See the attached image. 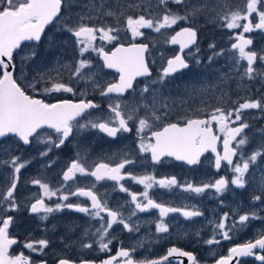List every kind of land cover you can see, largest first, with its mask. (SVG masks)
Listing matches in <instances>:
<instances>
[{"label":"snow or ice","instance_id":"snow-or-ice-1","mask_svg":"<svg viewBox=\"0 0 264 264\" xmlns=\"http://www.w3.org/2000/svg\"><path fill=\"white\" fill-rule=\"evenodd\" d=\"M242 3L243 8L233 9L231 0H155L154 4L151 0H142L141 3L136 0H0V153L7 156L6 159H0V169H5L0 173L3 177L0 179V264H36L23 253L14 256L9 254L11 246L18 243L10 235L9 229L16 223L14 214L23 209L41 221L48 220L51 214L65 208L98 219L99 227L92 233L97 238L92 242L82 243V247L92 249L95 244L99 251L109 252L113 225H122V230L128 232L139 231L138 224L128 222L137 212L158 210V219L155 221L157 233H169L170 222L166 218L171 213H179L186 220L203 215L195 206L158 203L149 195V190L154 186L169 192L178 188L183 193L195 196H202L208 190H213L217 197L230 191L229 184L237 189L246 187L249 181L245 176L249 173L250 165L256 164L258 158L264 163V128L259 130L261 146L245 159L240 150L250 141L245 134V129L250 124L244 120L243 113L255 109L264 114V95L257 99H245L242 103L232 101L236 106L228 109L221 106L212 108L210 104L197 107L195 111L202 114L197 116L191 107L181 108L177 112L176 101L163 92L169 77L189 68L187 57H194L195 63L200 64L198 46L194 52H185L197 43V24L200 18L229 31L242 29L243 33L255 30L264 32V0H242ZM170 5H176L177 9L173 10ZM129 10L134 14H128ZM109 17L114 23H103ZM241 21L246 23L242 24ZM181 22L188 26H181L179 31H175V26ZM50 25L55 30L52 35L46 32ZM143 29L159 34L165 43L179 45V52L167 59L166 67L156 77H153L150 70L155 61L150 60L152 52L149 43H131L125 46L119 42L122 31L130 33L133 41L137 38L149 39L150 33H145ZM168 29L175 31V34L168 33ZM56 33L63 34V38H58ZM42 37L48 48L70 45L75 53L72 62L62 63L57 58L58 67L55 68L35 63ZM97 40L112 44L113 48L105 51L103 46L96 45ZM252 43V38H245L243 34L235 36V42L228 50L232 61L230 72L218 78L217 87L235 77L238 88H247V85L240 83L247 80L260 83L261 87L256 89L257 92L264 90V48L246 51ZM209 49L214 50L207 58L209 65H212L216 57L224 55L225 50H215L216 45L212 43L209 44ZM62 51L66 52L67 47ZM92 52L102 60L101 64H94L90 56H86ZM243 61H246V65L242 64ZM60 69L69 73L68 83L63 82ZM104 69L114 70L118 73V79L107 80ZM29 72L32 75L29 76ZM138 78L145 79L137 82ZM81 82L83 90L72 86ZM38 85H42V88L37 87ZM29 88L43 95L71 93L82 98L78 102L65 99L49 103L27 94ZM90 89L93 94L98 92L103 99L100 102L88 99ZM199 91L204 93L209 89L204 87ZM227 95L221 89V97L216 99L219 101ZM182 103L186 104L187 101ZM102 104L107 105L106 111L102 109ZM209 108L211 111H208ZM204 113L207 118H203ZM173 117L176 122H173ZM213 125L220 135L214 132ZM133 129L138 153L144 156L145 161L150 157L152 165L166 163L165 158H172L187 166H196L202 163L201 157L205 153L211 152L215 156V169L219 171L223 162L231 168L234 176L230 180L221 177L214 183L200 185L180 183L175 176L157 179L152 174L135 175L131 171L124 172L127 165L137 162L129 158L127 152L115 166L106 162L87 166L86 157L77 148L75 158L62 171V183L58 187L53 188L49 183L33 178L30 183L38 186L40 193L31 203L18 199L16 193L21 182V170L30 161L12 155L13 146L19 148L21 144L29 146L33 143L44 145L39 154L47 157L53 149L62 148L66 142L73 143L77 136L85 132L98 130L115 140L118 135L132 133ZM221 136L222 152L217 148ZM238 154L239 160L234 162V157ZM53 163L55 161H49L46 166L51 167ZM77 175L91 176L95 182H116L119 191L126 192L131 197L130 203L135 206L134 210L125 218L119 210L109 208L107 201L102 202L93 191L95 183H92L91 188L77 186L73 190L68 182H75ZM126 177L142 185L143 192L134 193L121 184ZM65 188L68 189L67 192ZM254 192L257 194L252 195L251 202H260L259 206L243 214L234 212L233 217L238 216V219L230 218L228 213H224L218 221H210L214 223L213 236L205 240V244H219L221 241L216 238L217 235L223 240H230L231 232L246 228L252 220L264 222V215L260 214L264 212V177L257 183ZM52 197H58L55 206H49L45 202ZM70 197H84L91 203L87 206L65 203ZM30 199L32 198H25L26 201ZM220 202L223 203L222 200ZM101 213L106 214L107 218ZM196 235L199 236V233ZM48 245L47 239L24 243V247L30 252L40 255L44 254ZM256 249L264 253V233L254 241L231 247L227 257H221L216 264H233V260L235 264H241L236 258L253 256L260 264H264V254L254 253ZM135 251V248H120L114 256L102 260L100 264H164L173 255L187 257L189 264H199L193 253L177 247L170 248L167 255L158 260L137 261L133 258ZM39 264H47V261L42 260ZM57 264H76V261L65 256L59 258ZM79 264H94V261L81 258Z\"/></svg>","mask_w":264,"mask_h":264},{"label":"flooded vegetation","instance_id":"flooded-vegetation-1","mask_svg":"<svg viewBox=\"0 0 264 264\" xmlns=\"http://www.w3.org/2000/svg\"><path fill=\"white\" fill-rule=\"evenodd\" d=\"M119 42L121 43V41ZM95 43L98 46H103L105 51L113 48L112 44H107L100 40H97ZM137 43H140V41ZM123 44L127 45L130 43L124 42ZM86 56H90L94 64L102 63V60L99 59L95 52L88 53ZM150 69L154 73L153 68L150 67ZM104 74L107 80L118 79V73L113 70L104 69ZM140 81L142 80H137V82ZM63 82L68 83L67 81ZM72 86L79 90H83L84 87L83 82L80 84L74 83ZM37 87L42 88V85H38ZM27 94L33 95L35 98L43 99L49 103L65 99L78 102L82 98L78 94L72 95L71 93L43 95L42 93L38 94L33 92L30 88L27 89ZM87 98L95 102H100L103 99L99 96L98 92L93 94L91 89L89 90ZM181 108L186 107L177 105L176 111L180 112ZM102 109L106 111L107 105L102 104ZM193 112L197 116L202 115L195 110ZM203 118H207L206 113L203 114ZM173 122H176L175 117H173ZM249 128L245 130V133ZM213 130L217 135H220L216 131L215 125H213ZM70 139L72 138L70 137ZM222 140L223 137L221 136V142L217 145L218 151L221 152ZM233 146H235V142ZM44 147V145L33 143L29 146L21 144L19 148L13 146L11 149L12 155L20 156L22 160L30 161L27 167L21 170L24 172L22 178L25 181V188L28 190V194L17 190L16 195L21 202L31 203L35 196L40 193L38 186L30 183L33 178H39L49 183L53 188L58 187L62 183V171L66 170L69 162L75 158L77 148H79L81 155L86 157L87 166H92L94 163L99 162H106L115 166L123 157V154L127 152L129 153V158H133L137 162L134 165H127L123 170L124 172L131 171L135 175L152 174L157 179L175 176L180 183L191 182L195 185H200L202 183H214L215 180L221 177L230 180L234 176L231 168L223 162L219 171L215 169V156L211 152L205 153L201 157L202 163L196 166L190 167L172 158H165L166 163L152 165L150 163V157L148 161H145L144 156L138 153L135 129H133L132 133L118 135L115 140L107 137L104 133H100L98 130L85 132L77 136L73 143L69 144L66 142L62 148L53 149L47 157H41L39 153ZM237 159H239V154L237 157H234V162H237ZM49 161H55V163L51 167H47L46 165ZM68 183L72 185L73 190L77 186L91 188L92 183H95L96 187L93 191L97 194L98 198L102 202L106 200L109 208L119 210L125 218L135 208L130 203L131 197L126 192L119 191V186L114 181L105 180L95 182L91 176L77 175L75 182L69 181ZM120 183L137 194L142 193L144 190L142 185L134 183L127 177ZM231 186L229 184V187ZM67 191L68 189L65 188V192ZM214 194L213 190H208L202 196H195L194 194L183 193L178 188L169 192L167 189L159 188V186H154L149 190V195L158 203L162 202L171 206H195L200 211L203 209L205 198L208 195ZM25 198L32 199L26 201ZM139 198L142 199V197ZM57 201L58 197H52L51 200H46L45 202L49 206H55ZM65 203H81L87 206L91 202L84 197H70V200ZM14 215L16 216V223L9 231L10 235L17 239L18 243L11 246L9 254L14 256L23 253L25 256L31 257L36 264H39L42 260L47 261V264H57V260L65 256L75 260L76 264H79L81 258L87 261H94V263L98 264L102 260L114 256L120 248H135L136 251L133 253V258L137 261L158 260L167 254L168 250L172 247L193 253L199 261V264H210L214 262L213 259L215 258L213 256L214 254H212L213 248H218V250L225 249L223 253L217 254V259H220L228 254L231 247L256 239L253 237L252 232L248 231V228H244L231 232L230 235L232 238L230 240H223L221 236L217 235L216 238L221 242L219 244L207 245L204 241L213 236L214 226L197 223L200 222L198 217L193 218L192 221L186 220L179 213H171L166 218L170 222L169 233H157L155 221L158 219V210L152 209L145 213L137 212L131 221H128L130 224H138L139 231L128 232L127 230H122V225H113V229L110 232L113 238L112 244L110 245L111 251L101 252L95 244H93L92 249L82 247V243L92 242L97 238L92 233L99 227L100 221L98 219H92L83 213L75 212L67 208L54 212L46 221H41L37 216L30 215L26 209ZM101 215L107 218L106 214L101 213ZM196 233H199V236ZM40 239H47L49 241V245L44 249L43 255L30 252L24 247L25 242L39 241ZM79 249L81 250V254H79ZM254 253L264 254L260 253V251H254ZM240 262L241 264H256L254 256L252 258H244ZM170 264H189V262L187 257H177V259L171 260Z\"/></svg>","mask_w":264,"mask_h":264},{"label":"rangeland","instance_id":"rangeland-1","mask_svg":"<svg viewBox=\"0 0 264 264\" xmlns=\"http://www.w3.org/2000/svg\"><path fill=\"white\" fill-rule=\"evenodd\" d=\"M136 2L141 3L142 0H136ZM151 3L154 4L155 0H151ZM231 6L233 9L236 7H244L242 0H231ZM170 7L173 10L177 9L176 5H170ZM136 11L138 12L139 10ZM128 14L134 13L133 11L129 10ZM103 23L112 24L114 21L109 17L105 19ZM241 23H246V21H241ZM181 26L187 27L188 25L184 22H181V24L175 26V31H178ZM197 27L199 28V31L197 32L198 40L196 45L189 51L194 52L196 47H199L200 51L197 53V56L200 59V64L197 65L195 63L194 57H187L191 64L190 68L179 73L178 75L175 74L172 77H169L166 81V85L163 88L164 94L166 96L170 95L180 107H191L193 111L197 107H206L207 104H210L212 108H215L216 106H221L225 109L230 107L233 108L236 105H234L232 101H239L242 103L245 99H257L260 98L261 95H264V90L261 92L256 91V89L261 87L260 83L256 81L249 82L245 80L240 83L242 85H247L248 87L238 88L235 77L231 80L220 83L219 87H217L218 78L230 72V65L232 64V61L230 60L231 53L228 50L230 49L231 44L235 42V36L237 34H243L245 38H252L253 43L246 49V51H259L261 48H264V32L255 30L250 33H243L242 29H233L229 31L226 28L219 27L217 24L206 23L203 17L199 19ZM50 29L47 32L48 35H52L55 31L53 26ZM142 31L145 33H150V38L147 40L144 38H137L133 41L131 39L130 33L122 31L121 43L127 42L131 44L137 43L139 41L149 43L150 50L152 52L150 60L155 61V63L151 64V67L154 71L153 77H156L160 73L161 69L165 67L167 59L177 54L178 49L169 43H165L164 38L160 37L159 34L151 33L148 29H143ZM175 31L172 29L167 30V32L172 35L175 33ZM56 36L60 39L63 38V34L60 33H56ZM152 37H155V39H152ZM210 43L216 45L215 50H225L224 55L216 57L215 62L212 65H209L207 59L208 56H210L214 51L213 49H209ZM153 45H155V47H153ZM65 47H67V51L63 52L62 49ZM37 52L38 56L35 60V63H42L49 66L50 68L58 67L56 63L57 58H59L62 63H71L72 57L75 55L70 45H57L56 47L48 48L47 42L44 40V38L42 43L37 48ZM242 64L246 65V61H243ZM257 64H259V61H257ZM60 71L62 72V80L69 82V73L63 69H60ZM29 74L32 73L29 72L28 75ZM52 74L55 75V72ZM140 86L142 87L143 84ZM204 87H207L209 91L201 93L199 89ZM221 89L226 91L228 95L224 96L218 101L216 98L221 97ZM184 100L187 101L186 104L182 103ZM202 101L205 103L202 104ZM208 111H211V108H209ZM243 118L250 124L249 130L245 133L249 136L250 141L240 150L244 153V157L246 159L254 149L261 146V132L259 130L264 128V114L255 109L246 110L243 113ZM0 159H6V154L0 153ZM238 160L239 159H237V161ZM3 171H5V169H0V173ZM8 171H10V169ZM23 175L24 172L21 171V182L18 185V190L22 191L24 194H28V190L25 188V181L22 178ZM262 177H264V163H262L261 159L258 158L256 164L250 165L249 173L245 176V179L249 181V183L246 184L244 189H237L234 185H232L229 187L230 191L226 192L223 196L217 197V195L214 194L208 195L205 198L203 209L201 211L203 212V215L198 217L200 222L197 223H204L207 226H214V223H210V221H218L224 213H228L230 218L238 219V216L233 217L234 212L243 214L258 207L260 202L253 204L251 202V197L252 195L257 194L254 192V189ZM2 178L3 177L0 176V179ZM221 200L223 203L220 202ZM260 214L264 215V212H261ZM189 221H192V219ZM246 228H248V231H251L253 237L257 239L261 233H264V222L260 220H252L249 222ZM224 250L225 249L218 250V248H213L212 254H214L213 256H215V258L213 259L214 262L210 264H215L218 260L217 254L223 253ZM79 254H81L80 249ZM227 255L224 257H227Z\"/></svg>","mask_w":264,"mask_h":264},{"label":"water","instance_id":"water-1","mask_svg":"<svg viewBox=\"0 0 264 264\" xmlns=\"http://www.w3.org/2000/svg\"><path fill=\"white\" fill-rule=\"evenodd\" d=\"M51 26V25H50ZM49 26V27H50ZM173 46H176V47H178L179 48V45H173ZM186 50H188V49H186ZM185 50V51H186ZM167 65V64H166ZM184 70V69H183ZM114 71V70H113ZM182 71V70H181ZM138 79H142V78H138ZM257 251H259L258 249H256ZM256 250H254V251H256ZM177 257L178 256H176L175 257V255H173V256H170V257H168V261H165L164 262V264H166V263H168L169 262V260H171L172 258L175 260V258L177 259ZM243 258H247V257H238V258H236V259H239V260H241V259H243ZM250 258H252V257H250ZM258 264H260V262L259 261H256ZM95 264V263H94ZM100 264V263H99ZM233 264H235V260H233Z\"/></svg>","mask_w":264,"mask_h":264},{"label":"bare ground","instance_id":"bare-ground-1","mask_svg":"<svg viewBox=\"0 0 264 264\" xmlns=\"http://www.w3.org/2000/svg\"><path fill=\"white\" fill-rule=\"evenodd\" d=\"M172 58V57H171ZM189 67H190V64H189ZM95 224V223H94ZM94 229V228H93ZM154 250V249H153Z\"/></svg>","mask_w":264,"mask_h":264}]
</instances>
